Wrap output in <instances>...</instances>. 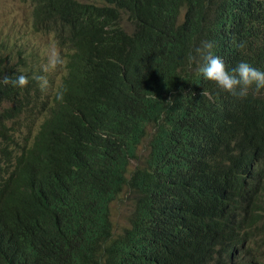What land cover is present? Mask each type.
Masks as SVG:
<instances>
[{
	"label": "trees",
	"instance_id": "16d2710c",
	"mask_svg": "<svg viewBox=\"0 0 264 264\" xmlns=\"http://www.w3.org/2000/svg\"><path fill=\"white\" fill-rule=\"evenodd\" d=\"M27 1L24 43L0 36V81H29L0 83V264H105V0ZM27 29L66 50L59 84ZM204 41L264 71V0H106V264H264V89L205 79Z\"/></svg>",
	"mask_w": 264,
	"mask_h": 264
},
{
	"label": "rangeland",
	"instance_id": "374dc122",
	"mask_svg": "<svg viewBox=\"0 0 264 264\" xmlns=\"http://www.w3.org/2000/svg\"><path fill=\"white\" fill-rule=\"evenodd\" d=\"M82 2H88L90 0H79ZM50 17L51 26L57 25L59 18L54 14L48 13ZM24 17L31 21V8L27 0H0V36L10 35L12 37H19L24 43L23 32L26 30L27 22ZM119 25L126 32H130L131 24L127 18L126 13H119ZM27 38L30 42L27 51L35 49V44L39 47V56L42 58L38 60V66H41L44 74L50 75V77L59 84L64 75V66H61L63 60L61 57L65 55L66 50L59 47L56 40L51 34H45L35 32L33 29H27ZM47 39L49 42H47ZM42 43V44H41ZM27 70V68H24ZM146 141L147 138H143L138 145L137 154L139 158L137 160H129V168H133L138 165L139 162L146 154ZM130 202L126 197V194H121L113 199L109 203V213L112 222L113 232H118L120 228L126 225V214L130 210Z\"/></svg>",
	"mask_w": 264,
	"mask_h": 264
},
{
	"label": "clouds",
	"instance_id": "9594fccd",
	"mask_svg": "<svg viewBox=\"0 0 264 264\" xmlns=\"http://www.w3.org/2000/svg\"><path fill=\"white\" fill-rule=\"evenodd\" d=\"M243 47V44L238 45ZM213 42L204 41L200 47L195 49L202 63L198 68L199 74L205 79L214 82L220 89L230 93L238 99L246 98L251 90L260 91L264 89V71H261L246 61L239 62L230 73L223 60L213 54ZM195 57L190 55L189 60ZM13 83L15 86L25 87L28 84V78L25 75H19L15 81H10L4 77L0 83ZM255 94V92L253 93ZM256 95V94H255ZM169 99L167 102H171Z\"/></svg>",
	"mask_w": 264,
	"mask_h": 264
},
{
	"label": "crops",
	"instance_id": "0c3cea01",
	"mask_svg": "<svg viewBox=\"0 0 264 264\" xmlns=\"http://www.w3.org/2000/svg\"><path fill=\"white\" fill-rule=\"evenodd\" d=\"M254 92H255V94H256V95H259V94H261V93H262V92H260V91H259V92H256L255 90H251V92H250V93H252V94H253ZM250 93H249V94H250ZM255 94H254V95H255Z\"/></svg>",
	"mask_w": 264,
	"mask_h": 264
}]
</instances>
